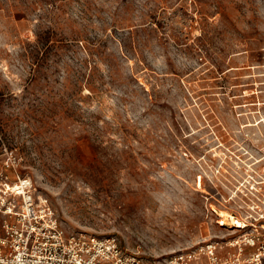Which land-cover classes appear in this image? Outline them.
<instances>
[{
    "label": "rangeland",
    "instance_id": "rangeland-1",
    "mask_svg": "<svg viewBox=\"0 0 264 264\" xmlns=\"http://www.w3.org/2000/svg\"><path fill=\"white\" fill-rule=\"evenodd\" d=\"M262 169L264 0H0V188L66 231L164 260Z\"/></svg>",
    "mask_w": 264,
    "mask_h": 264
},
{
    "label": "built area",
    "instance_id": "built-area-1",
    "mask_svg": "<svg viewBox=\"0 0 264 264\" xmlns=\"http://www.w3.org/2000/svg\"><path fill=\"white\" fill-rule=\"evenodd\" d=\"M260 172L264 175V169ZM22 180L18 177L16 183ZM27 182L22 193L10 188L14 183L8 177L1 183L0 264H264V177L237 188L235 208L225 212L236 225L225 223L217 212L225 234L164 260L129 252L116 237L66 231L48 200L36 197L32 182Z\"/></svg>",
    "mask_w": 264,
    "mask_h": 264
},
{
    "label": "bare ground",
    "instance_id": "bare-ground-1",
    "mask_svg": "<svg viewBox=\"0 0 264 264\" xmlns=\"http://www.w3.org/2000/svg\"><path fill=\"white\" fill-rule=\"evenodd\" d=\"M28 184L27 180H22L21 183H14V185L10 186V188H14L15 190H19L21 193L25 190L26 185ZM136 205V204H135ZM221 216L223 217V221L225 223H229L230 225H236V219L232 218L228 213L222 212Z\"/></svg>",
    "mask_w": 264,
    "mask_h": 264
}]
</instances>
